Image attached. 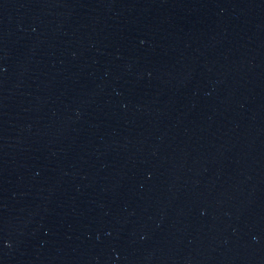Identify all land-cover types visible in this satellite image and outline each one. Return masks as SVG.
Instances as JSON below:
<instances>
[{"label":"water","instance_id":"obj_1","mask_svg":"<svg viewBox=\"0 0 264 264\" xmlns=\"http://www.w3.org/2000/svg\"><path fill=\"white\" fill-rule=\"evenodd\" d=\"M0 264H264V0H0Z\"/></svg>","mask_w":264,"mask_h":264}]
</instances>
